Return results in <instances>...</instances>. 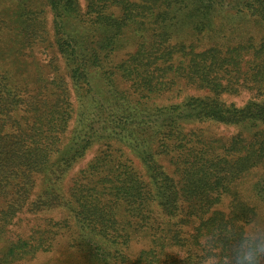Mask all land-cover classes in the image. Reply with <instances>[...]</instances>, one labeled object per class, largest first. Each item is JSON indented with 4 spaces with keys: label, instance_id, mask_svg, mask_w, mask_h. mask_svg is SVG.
<instances>
[{
    "label": "trees",
    "instance_id": "16d2710c",
    "mask_svg": "<svg viewBox=\"0 0 264 264\" xmlns=\"http://www.w3.org/2000/svg\"><path fill=\"white\" fill-rule=\"evenodd\" d=\"M35 47L71 84L32 94ZM0 199V264H264V0H0Z\"/></svg>",
    "mask_w": 264,
    "mask_h": 264
},
{
    "label": "rangeland",
    "instance_id": "374dc122",
    "mask_svg": "<svg viewBox=\"0 0 264 264\" xmlns=\"http://www.w3.org/2000/svg\"><path fill=\"white\" fill-rule=\"evenodd\" d=\"M46 16V22L47 25L50 26L51 23V13L49 11H45ZM35 31H41L38 30V28L35 26ZM52 33V31H50ZM31 48V47H30ZM28 49L25 54H22L23 56L20 57L19 62L21 65L25 67L27 63V72L31 78L29 88L32 91V94H35V91L37 93H46L45 89L41 87V85L47 83V81L51 80L55 76H58V74H61V76L64 78L66 82L71 84V80L65 73V68L61 62V59H58L57 56L55 59V54L52 51V48L47 49L43 51L42 48L35 47L34 49ZM55 66H58V69H56ZM23 67V68H24ZM40 87V90H39ZM199 94V92H195L193 88H184L182 94ZM249 93H242L237 96H227L229 100L235 101L237 104H242L245 102V100L248 99ZM72 98H74L72 96ZM187 128L189 129L192 126L191 124H186ZM202 126V125H201ZM204 129L208 128L212 131L219 132V134H231L236 129L232 126L226 127L224 125H209L207 123L203 124ZM99 151V146L95 145L93 148H91L85 156L76 164L74 167L70 170L67 179L66 184H69L71 180L76 176L77 172L84 168L88 163L94 158L96 153ZM122 152L124 153L126 158H134L137 162L136 156L131 153L127 148H123ZM161 163L167 162L166 158H161ZM139 163V162H138ZM252 178V177H251ZM250 184L249 180H246L244 183V186H242L241 189L245 190L246 187ZM6 205V202L0 199V212L3 210L4 206ZM21 221H19V224L11 228H13L16 232H21L22 230L28 231L29 227L43 223V220L48 217H54L58 218L59 214L57 212L54 213H32L27 212L21 215ZM264 226V224H262ZM2 242V241H0ZM147 242L145 241H138L135 242L134 246L132 247V252H135L142 248V246H146ZM68 253L63 249L62 243L59 245V249L49 251V252H40L37 255H35L32 258H29L28 260L21 261L20 264H64L62 261H67L69 264H80L79 255L71 253L67 255ZM71 255V256H70ZM68 256H70L68 258ZM62 262V263H59Z\"/></svg>",
    "mask_w": 264,
    "mask_h": 264
}]
</instances>
